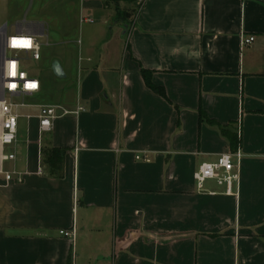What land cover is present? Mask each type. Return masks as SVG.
Here are the masks:
<instances>
[{"label":"crops","instance_id":"crops-1","mask_svg":"<svg viewBox=\"0 0 264 264\" xmlns=\"http://www.w3.org/2000/svg\"><path fill=\"white\" fill-rule=\"evenodd\" d=\"M77 1L93 33L118 31L80 41L75 75L61 63L77 88L64 109L84 111L40 134L23 109L34 133L0 149L15 156L12 180L0 174V264H264V0ZM236 152L230 192L198 189L202 164Z\"/></svg>","mask_w":264,"mask_h":264},{"label":"rangeland","instance_id":"rangeland-1","mask_svg":"<svg viewBox=\"0 0 264 264\" xmlns=\"http://www.w3.org/2000/svg\"><path fill=\"white\" fill-rule=\"evenodd\" d=\"M1 4L0 14L8 15L10 18L7 26L10 33L15 29V20L25 15H33L47 25V31L38 38L41 60L37 62L25 61L22 64L23 69L40 82L41 93L37 98H18L14 102L21 103L23 101L26 104L51 105L62 108L73 104L77 97L75 77L72 78L71 75L63 79L55 77L50 70L52 63L58 62L61 68V63L65 64V69L75 75L80 41L86 39L95 41L96 37L100 36L103 39H108L118 30L109 24L93 33V27H97L98 23L87 24L79 19L80 6L77 0H33L32 5H30V0H8L7 6ZM19 55L23 56V54ZM8 56L11 54L8 53ZM6 99L9 100L7 96ZM19 115L17 134L21 140L26 137L27 132L32 134L35 129L25 118L27 111L20 109ZM4 152L8 153L9 151L5 149ZM15 153L18 154L17 151Z\"/></svg>","mask_w":264,"mask_h":264},{"label":"built area","instance_id":"built-area-1","mask_svg":"<svg viewBox=\"0 0 264 264\" xmlns=\"http://www.w3.org/2000/svg\"><path fill=\"white\" fill-rule=\"evenodd\" d=\"M89 1V0H84ZM92 23V21H86ZM253 37H244L242 45L247 46L253 42ZM14 41L17 42L14 45ZM27 41L29 46H19V42ZM8 53L11 56H8ZM19 54H23L20 56ZM40 60V45L36 36H32L24 31L8 32L6 27L0 28V149L13 146L16 143L18 120L20 109H36L35 118L38 121V131L40 134L48 133L52 130L57 119L67 116H78L84 109L77 106L75 110L68 111L60 106L31 105L23 101L15 103L14 100L32 96L40 91V82L23 69V62ZM15 66V75H13ZM35 85V87H30ZM6 96L9 100L6 99ZM27 120L32 116L26 115ZM240 159L239 152L234 154H222L215 162L204 163L194 173L193 179L198 187L202 189L204 182L215 181L219 186H225L226 192H230L237 176L233 174V158ZM13 154H2L0 152V174L4 176L5 182L12 180V173L3 171L2 163L13 161ZM136 157V160H139ZM40 174V170H39ZM60 235L65 238H72L73 232L60 231Z\"/></svg>","mask_w":264,"mask_h":264},{"label":"trees","instance_id":"trees-1","mask_svg":"<svg viewBox=\"0 0 264 264\" xmlns=\"http://www.w3.org/2000/svg\"><path fill=\"white\" fill-rule=\"evenodd\" d=\"M143 76L146 78V72L143 71ZM147 85L155 92L161 93V90L151 86L147 81ZM211 123V122H210ZM222 134L228 139L230 146L234 149L236 148L238 141L236 135L228 131L227 129L220 128ZM58 150H48L45 152V160L48 164L51 165L52 168L60 169L61 159L58 157Z\"/></svg>","mask_w":264,"mask_h":264},{"label":"water","instance_id":"water-1","mask_svg":"<svg viewBox=\"0 0 264 264\" xmlns=\"http://www.w3.org/2000/svg\"><path fill=\"white\" fill-rule=\"evenodd\" d=\"M125 31H124V35L127 34L128 32V29L127 28H124ZM51 72L53 73V75L59 79H63L65 77L64 73H63V70L61 68V66L59 65L58 62L54 61L51 65V68H50Z\"/></svg>","mask_w":264,"mask_h":264},{"label":"snow or ice","instance_id":"snow-or-ice-1","mask_svg":"<svg viewBox=\"0 0 264 264\" xmlns=\"http://www.w3.org/2000/svg\"><path fill=\"white\" fill-rule=\"evenodd\" d=\"M17 42L14 41V45L16 44ZM19 46H22V47H27L29 46V42L27 41H22V42H19ZM15 66H13V75H15ZM30 87H35V85H30Z\"/></svg>","mask_w":264,"mask_h":264}]
</instances>
